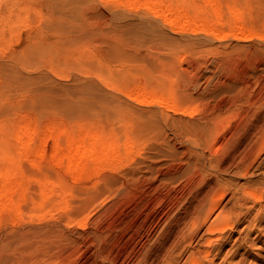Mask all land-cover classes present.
I'll use <instances>...</instances> for the list:
<instances>
[{"label":"rangeland","instance_id":"374dc122","mask_svg":"<svg viewBox=\"0 0 264 264\" xmlns=\"http://www.w3.org/2000/svg\"><path fill=\"white\" fill-rule=\"evenodd\" d=\"M67 1L0 0V128L28 121L37 130L33 140L43 148L36 163L23 160L24 214H0V264H63L65 258L67 264H164L187 228L183 208H176L191 190L217 179L236 187L264 180L263 154L247 175L236 173L251 141L245 127L254 126L249 132L255 134L264 125V0H166L183 6L190 22L181 29L125 0ZM194 17L212 24L219 35L193 31L199 25L191 22ZM249 32L248 38L234 37ZM141 88L165 95L170 89L168 96L173 94L182 109L137 102ZM213 119L224 126L217 142L206 148L198 142L197 124ZM48 125L55 127L53 134L101 130L120 144L131 140L134 147L115 165L97 161L74 176L65 168L66 158L58 160L65 143L56 146ZM207 157L221 159L224 170L200 177L198 165ZM39 175L58 188L44 206L51 212L47 208L49 213L34 216ZM59 194L69 201V211L88 199L81 215L85 225L65 222L63 211L54 210ZM255 211L241 218L224 247L227 251L238 234L249 235L254 244L242 264H264V210ZM250 220L255 228L243 229ZM89 240L91 249L83 244ZM94 250L109 254V261L102 262Z\"/></svg>","mask_w":264,"mask_h":264},{"label":"bare ground","instance_id":"6f19581e","mask_svg":"<svg viewBox=\"0 0 264 264\" xmlns=\"http://www.w3.org/2000/svg\"><path fill=\"white\" fill-rule=\"evenodd\" d=\"M125 2H127V4L129 6L130 5L131 6L132 5L137 6V7L142 6L145 9H149L150 12H152L155 16L160 17L161 19L164 20V22L168 23V25L170 24L173 28L181 29L185 26L186 23L190 22L189 19H186L188 17H185V15H184L185 11H184L183 6L179 3L173 4L169 1L167 2L166 0H125ZM75 3H76V1H75ZM67 4L72 5L71 3H69V1H67ZM60 5H62V4H60ZM57 6H58V3H57ZM64 6H66V4ZM75 6L74 7L72 6V7L75 8ZM72 7H70V8H72ZM214 8H216V7H214ZM67 9H69V8H67ZM215 10H217V9H215ZM234 15H235V13H234ZM237 21H238V19H237ZM191 22L192 23L199 22V25H196V27H192L193 28L192 30L195 32L198 30H201V31L208 32V33H214L217 36L220 33V32L218 33V30H215L213 28L212 24L211 25H205L203 18L194 17L191 20ZM1 25H2V23H1ZM155 33L156 32L153 29H151V32H150L151 35L149 33L148 34L153 39L154 37H156ZM251 34L252 33H250V32L239 34V35L237 33H235L234 37L237 39H243V38L250 37ZM150 36H149V38H150ZM164 39H166V38H164ZM169 90L167 91L168 95L170 93ZM168 95H165L162 92H157V90H154V89H152L150 91L149 90L146 91V88L145 89L141 88L140 91L137 92V95L134 97V99L137 102L143 103V104L144 103H146V104L151 103V104L164 105L167 110H172V111L177 110L178 111L179 109H182L178 106V101L176 103V101L174 100L175 98L171 97L173 94L172 95L170 94L171 96H168ZM140 114H142V113H140ZM150 114L153 115L152 113H150ZM144 117L146 118L145 115H144ZM142 118H143V116H142ZM157 118H159V117H157ZM148 119L151 120L152 118L151 119L148 118ZM157 120H159V119H157ZM217 121L218 120L213 119L211 121H205L204 123H202V125L200 124L201 126L199 124H197L199 126L198 131H196V136H197L198 142L200 140L201 142H203V144L205 143L204 146L206 145L205 146L206 148L207 147L211 148L214 145V143L217 142V138L219 137V131L224 126V125L222 126V125L218 124ZM158 122L159 121H146L147 124H156V125H158ZM178 122H179V120H178ZM184 122L185 121H183V123ZM186 122H188V120H186ZM183 123H181V125ZM197 123H199V122H197ZM183 125H187V124H183ZM250 125L251 124H249L248 126L245 127L244 132H246V136L249 134V140H251V141L249 142V144L247 143V146L245 145L246 148H244L243 152L241 153L240 160H239L238 164L236 165L237 166L236 173H238L241 176L247 175V173L249 172V169L252 167V165H254L255 161L261 156V154L264 155V125L260 126V128L257 126L258 127L257 131H256V129L254 130V131H256L255 134L252 132H249L250 128L254 127V126H250ZM195 127L193 126V128L195 130H197V127L196 128ZM235 127H237V126H235ZM235 127H233V128H235ZM46 128H47L46 131L49 133L48 135L53 136L52 138H53L57 147L59 146L60 142L63 141L65 143V147L63 148L62 153L59 155L58 160L65 157L66 158L65 168L67 171H70L71 173H73L74 176L80 175L81 172H84L87 169L94 167L97 161L111 160V162L113 164L114 163L117 164L118 162H120L125 157L124 155H128L129 152L134 147V145H133L134 143H132V141L127 139L126 137H125L126 139L124 141L122 140L123 142H121V144H120V142H117V140L112 139L113 136L110 137L111 139H109V136L106 137L105 133L103 134V132L101 130L100 131L83 130V128L79 127V128H81V130L79 129L80 135L77 136L78 130L75 131L77 133H75L73 131V134H72L71 133L72 131H68V130L63 129V130H60V132L58 134H53V132H54L53 128H55V127H53V125H48V127L46 126ZM222 130H221V132H222ZM231 130L233 133L234 129H231ZM229 132H230V130H229ZM237 132H238V130H237ZM225 133H227V132H225ZM36 134H37L36 127L34 125H31L30 123H28V121H21L20 123H13L12 127L7 128V130L4 128H0V214L3 211H13L17 216H22L25 212V211H23L24 210L23 209L24 208L23 207V203H24L23 201H25L23 197H24V193L26 192L28 187L25 185L23 178H22V175L24 173V169L22 167L25 166V164H24V166H22V164H23V160H24V163H25V161H28V162L30 161L31 163H33V162L36 163L37 161H39L38 158L41 157V155H42V149L43 148L40 146L41 142L36 143L33 140V138ZM74 134H75V136H74ZM106 135H108V134L106 133ZM242 135H243V133H242ZM252 135H253V137H252ZM48 137H50V136H48ZM48 137L47 136L44 137L42 139V143H45L47 141ZM7 138L9 139V141H10V139H12V141L8 143ZM6 142H7V144H6ZM123 152H125V154L122 156L121 154ZM203 154H201V155H203ZM201 158L203 159L204 157L201 156ZM219 160H221V159L218 158V160H217V159L212 158V157H209L207 161L203 160L202 161L203 163L201 164V166L198 165V171H197L198 175L201 177L204 172H205L204 174H206V172L208 173L209 171H214V172L223 171L225 166L223 167L222 166L223 162L219 161ZM196 167H197V165H196ZM261 172L264 174V169H262ZM210 173H212V172H210ZM39 176H38V179L36 182L37 183V185H36L37 191L36 192L39 196L38 198L40 201H38V203H37V210L33 209V211H31V213H33L34 216L35 215L41 216L44 214L43 212L47 211V208H49L50 206L45 207L46 210L44 209V206H45L46 202L50 199V196L52 197V193L54 191H57L56 189L58 188V187L57 188L55 187L54 183L50 184L48 182L49 180L48 179L46 180L45 175L40 176V178H39ZM48 183H49V185H48ZM198 184L200 185V183H198ZM234 184L235 185L233 186L232 182L228 181L226 179H221L219 181L217 179L215 184H211L208 187H206L205 189H200L201 191L198 190L197 187L195 189L196 192H193L191 190V193H189L190 197H186L184 202L183 201L179 202V204H178L179 206L177 205L178 207L176 209L183 208V210L182 209L181 210L185 214L184 217L187 218V221H186L187 228L181 232V235L173 243L174 246L172 248V251L168 254L167 259L165 257L166 262L164 264H177V263H179V264H242L244 262L245 257H246L245 254L249 252V248L254 244L252 239L248 238L249 235L245 238H242L241 234H238L239 236H237L233 239L231 247L227 251H224V247L226 246L227 243H229L232 240V238H233L232 233L234 231H237L236 227L240 223V220L243 216H246L252 209H255V208H256V211H255L256 215L260 214V212H262L264 210V180L260 181V183H258L259 185H257V186H251L250 184L246 183L244 186L240 185L239 187L238 186L236 187L237 183H234ZM199 185H198V188L200 187ZM54 188H56V189H54ZM62 189L63 188L60 189V192H64V190H62ZM156 189H157V187H156ZM102 190L104 191L103 188L99 189V191H102ZM97 193L98 192H96V191L91 192V194H93V195L97 194ZM59 195L61 197V200H59L56 203L55 206L57 208L54 210L59 211V209H60L63 211L64 217H65V222H69V223L74 222V223H76V225H78L80 227L85 225L86 219L81 217V215L84 212L86 201L88 199L82 198L80 200V201H82V204L77 203L72 208L73 210L69 211V210H67L68 206H69V201L66 199H63V196L61 194H59ZM227 196H228V199H226L225 203L223 204L222 201H224V199ZM33 199L34 198H32V200ZM228 201L232 202L231 206H227L226 202H228ZM35 202L36 201H34V203ZM180 203H181V206H180ZM34 206H35V204H34ZM53 208H55V207H53ZM176 209L174 212L178 211V210L176 211ZM50 212H51V209H50ZM170 215H172V214H170ZM254 217H255V215H254ZM252 226H254V228H255L254 223L250 220L248 223H246L244 225L243 229L250 228V230H253L254 228H252ZM241 230H242V228H241ZM96 231H98V230H96ZM80 235H81V233H80ZM62 236H65V235H62ZM259 238L261 239L260 236H259ZM61 239H63V238H61ZM244 239H246V240H244ZM63 241L64 242L66 241V243L69 242L67 239L63 240ZM63 241H59L58 243L63 242ZM75 241H73V242H75ZM247 242H249L248 245H247ZM76 243L79 244V242H77V241H76ZM22 244H24V241L22 242ZM83 244L86 245V247H88L89 249L92 248V247H90L91 245L93 246L92 240H89L87 242L85 241V242H83ZM77 245L74 244V248ZM245 245H247V247L248 246L249 247L247 248V247H245ZM66 246H67V244H66ZM242 248H243V250H242ZM73 249H71V251ZM168 250H169V248H168ZM71 251L69 250V253ZM94 251L97 252V255L102 259V262L103 261H106V262L109 261L108 260L109 254L104 255V252H102L101 250H99V251L94 250ZM94 251H92V252L94 253ZM73 252H75V250H73L71 253H73ZM185 252H186V255L184 257L183 254H185ZM71 255L69 254L68 257H70ZM182 255H183V257H181ZM236 255L239 256V258L236 259V257H235ZM144 256H146V255H144ZM67 260L68 259L65 258L61 262L63 264L64 263L67 264L68 263ZM109 262L113 264L116 261L113 260V261H109ZM15 264H20V262L16 261ZM98 264H100V263H98Z\"/></svg>","mask_w":264,"mask_h":264}]
</instances>
